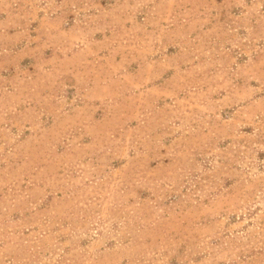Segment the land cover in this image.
I'll use <instances>...</instances> for the list:
<instances>
[{"label": "rangeland", "instance_id": "1", "mask_svg": "<svg viewBox=\"0 0 264 264\" xmlns=\"http://www.w3.org/2000/svg\"><path fill=\"white\" fill-rule=\"evenodd\" d=\"M0 264H264V0H0Z\"/></svg>", "mask_w": 264, "mask_h": 264}]
</instances>
